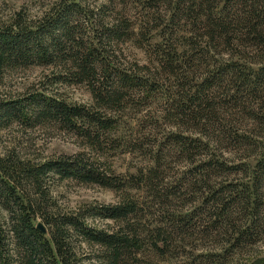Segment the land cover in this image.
<instances>
[{
  "label": "trees",
  "instance_id": "trees-1",
  "mask_svg": "<svg viewBox=\"0 0 264 264\" xmlns=\"http://www.w3.org/2000/svg\"><path fill=\"white\" fill-rule=\"evenodd\" d=\"M30 68L49 75L0 98V131L81 151L0 155V264H264V0H57L0 24V83ZM119 150L141 156L135 174H117ZM67 181L118 201L65 210Z\"/></svg>",
  "mask_w": 264,
  "mask_h": 264
},
{
  "label": "rangeland",
  "instance_id": "rangeland-1",
  "mask_svg": "<svg viewBox=\"0 0 264 264\" xmlns=\"http://www.w3.org/2000/svg\"><path fill=\"white\" fill-rule=\"evenodd\" d=\"M57 0H0V24L9 22L18 12H25L28 17L34 19L41 16ZM152 5L158 6V2H152ZM159 41L157 34H154L152 42ZM127 53L141 63L147 61L142 50L137 49L132 44H128ZM49 75V71L42 68H30L26 70L14 71L9 73L0 83V98L19 97L33 89L39 81ZM64 97L69 101L88 104L91 102L89 93L84 88L70 87L59 89ZM132 113L127 117L131 129L137 123L139 116ZM123 131L116 135H123ZM130 130L127 135H129ZM9 150H16L24 157H53L59 155H72L81 151L76 140L56 132L46 131L44 129H28L13 125L12 127L0 131V155ZM117 151L114 158V167L117 174L126 176L135 174V169L142 162L138 154H122ZM53 195L57 202L65 210H76L83 206L91 204H114L118 201L117 195L108 189L96 186L82 185L76 182H64L57 186ZM197 249H193L194 258L199 254ZM213 251V250H212ZM264 251V249L262 250Z\"/></svg>",
  "mask_w": 264,
  "mask_h": 264
},
{
  "label": "water",
  "instance_id": "water-1",
  "mask_svg": "<svg viewBox=\"0 0 264 264\" xmlns=\"http://www.w3.org/2000/svg\"><path fill=\"white\" fill-rule=\"evenodd\" d=\"M38 229L43 233V234H45L46 233V230H45V228H44V226L42 225V224H38Z\"/></svg>",
  "mask_w": 264,
  "mask_h": 264
}]
</instances>
